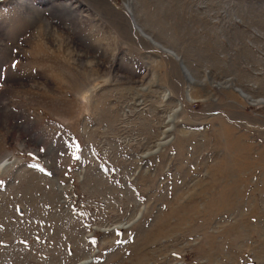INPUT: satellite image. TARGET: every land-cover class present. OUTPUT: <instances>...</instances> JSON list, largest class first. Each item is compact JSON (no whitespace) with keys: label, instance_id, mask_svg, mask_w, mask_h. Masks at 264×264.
<instances>
[{"label":"rangeland","instance_id":"obj_1","mask_svg":"<svg viewBox=\"0 0 264 264\" xmlns=\"http://www.w3.org/2000/svg\"><path fill=\"white\" fill-rule=\"evenodd\" d=\"M0 264H264V0H0Z\"/></svg>","mask_w":264,"mask_h":264}]
</instances>
